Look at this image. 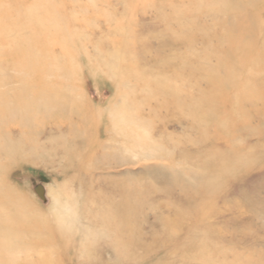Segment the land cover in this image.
I'll list each match as a JSON object with an SVG mask.
<instances>
[{
	"label": "rangeland",
	"instance_id": "374dc122",
	"mask_svg": "<svg viewBox=\"0 0 264 264\" xmlns=\"http://www.w3.org/2000/svg\"><path fill=\"white\" fill-rule=\"evenodd\" d=\"M28 85L77 114L0 160V264H264V0H0V107Z\"/></svg>",
	"mask_w": 264,
	"mask_h": 264
},
{
	"label": "bare ground",
	"instance_id": "6f19581e",
	"mask_svg": "<svg viewBox=\"0 0 264 264\" xmlns=\"http://www.w3.org/2000/svg\"><path fill=\"white\" fill-rule=\"evenodd\" d=\"M39 88L40 89L35 93L33 85H28L25 88L23 87L22 90L26 91L24 94H21L22 91L21 93L19 91V93L17 92L18 94H13L14 96L8 95L7 98L10 99L8 101L9 105L6 104V106L0 107V113L3 114V117L7 116L6 119H0V160L3 158H18L20 156L19 151L24 152L37 148L32 140L28 143L24 142L25 134L22 132L24 131L22 128L29 127L33 130L38 129L39 127L37 128L35 126V122L39 120L41 122L40 127L42 125L44 127V129L41 130H46L45 127H50V124L47 126V122L50 120V115L53 114L50 110L52 106L54 110L57 109L59 112L69 111L70 114H77V108L70 107V103L72 104L75 100L73 95L68 94V92H63L62 90H50L51 88L49 85L45 88L42 86ZM67 106H69V110H67ZM63 112L61 114H64ZM41 130L39 129L38 131ZM12 131H17L21 134L13 135L14 132ZM6 167V164L0 161V170H4ZM1 183L2 182H0V185H2ZM2 191H0V257L4 255L6 257L5 263H13L9 253L20 247L17 237L14 236L12 240L8 232L16 233L19 232L20 229L18 226L16 227L17 224L14 221H4L2 219L3 214H9L10 211L16 210L14 205L6 201L4 196L6 193ZM20 241H23V239L20 238ZM128 245V242H124V246Z\"/></svg>",
	"mask_w": 264,
	"mask_h": 264
},
{
	"label": "water",
	"instance_id": "95a60500",
	"mask_svg": "<svg viewBox=\"0 0 264 264\" xmlns=\"http://www.w3.org/2000/svg\"><path fill=\"white\" fill-rule=\"evenodd\" d=\"M35 190L37 192V194L40 196L41 199H43L44 201H46V195H45V188L42 184H39L35 187Z\"/></svg>",
	"mask_w": 264,
	"mask_h": 264
}]
</instances>
